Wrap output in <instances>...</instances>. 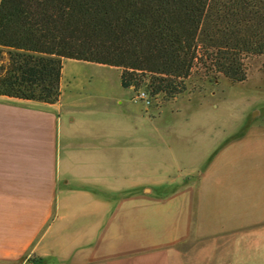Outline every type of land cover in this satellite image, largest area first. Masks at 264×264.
Here are the masks:
<instances>
[{"label": "crops", "instance_id": "1", "mask_svg": "<svg viewBox=\"0 0 264 264\" xmlns=\"http://www.w3.org/2000/svg\"><path fill=\"white\" fill-rule=\"evenodd\" d=\"M91 114L0 95V264H264V139L149 180Z\"/></svg>", "mask_w": 264, "mask_h": 264}, {"label": "trees", "instance_id": "2", "mask_svg": "<svg viewBox=\"0 0 264 264\" xmlns=\"http://www.w3.org/2000/svg\"><path fill=\"white\" fill-rule=\"evenodd\" d=\"M264 55V0H0V95L55 103L64 59L118 67L172 98L195 70L247 77Z\"/></svg>", "mask_w": 264, "mask_h": 264}, {"label": "rangeland", "instance_id": "3", "mask_svg": "<svg viewBox=\"0 0 264 264\" xmlns=\"http://www.w3.org/2000/svg\"><path fill=\"white\" fill-rule=\"evenodd\" d=\"M245 65L247 77L239 83L195 70L186 89L167 99L143 87H122L118 67L64 59L60 97L77 112H92L94 123H111L110 154L115 141L124 140L126 152L140 156L143 179H168L185 171L183 155L227 152L231 146L244 153L245 140L264 139V55L247 58ZM143 91L144 99L138 97ZM113 123H120L116 132Z\"/></svg>", "mask_w": 264, "mask_h": 264}, {"label": "built area", "instance_id": "4", "mask_svg": "<svg viewBox=\"0 0 264 264\" xmlns=\"http://www.w3.org/2000/svg\"><path fill=\"white\" fill-rule=\"evenodd\" d=\"M139 94L140 95L138 97L143 98V99L145 98V92L144 91L143 92H140Z\"/></svg>", "mask_w": 264, "mask_h": 264}]
</instances>
